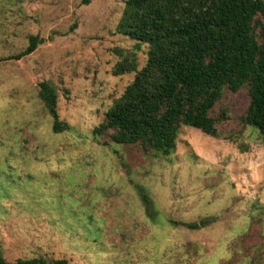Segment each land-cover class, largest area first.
<instances>
[{"label":"rangeland","instance_id":"obj_1","mask_svg":"<svg viewBox=\"0 0 264 264\" xmlns=\"http://www.w3.org/2000/svg\"><path fill=\"white\" fill-rule=\"evenodd\" d=\"M123 2L0 0L3 258L264 264V139L240 119L246 86L222 88L209 112L225 116L215 136L180 126L168 155L93 134L134 75H113L114 64L132 56L138 70L146 59L145 44L115 31ZM29 35L42 41L12 58ZM41 81L67 124L58 132L38 96Z\"/></svg>","mask_w":264,"mask_h":264},{"label":"trees","instance_id":"obj_2","mask_svg":"<svg viewBox=\"0 0 264 264\" xmlns=\"http://www.w3.org/2000/svg\"><path fill=\"white\" fill-rule=\"evenodd\" d=\"M115 31L134 40L135 47L145 44L146 59L138 70L132 56L114 64L113 75H134L92 128L94 135L136 144L144 153L168 155L180 126L215 136V123L225 116L209 112L222 88L236 91L246 86L248 102L240 119L264 139V0H124ZM41 41L29 35L26 46L12 58L29 54ZM38 86L52 131L66 128L57 117L53 87L45 81ZM140 196L147 202L144 193ZM205 223L200 219L187 226ZM0 264L66 261L31 257L8 262L0 247Z\"/></svg>","mask_w":264,"mask_h":264}]
</instances>
